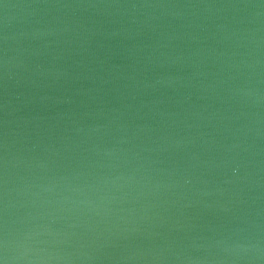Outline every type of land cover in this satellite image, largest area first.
I'll list each match as a JSON object with an SVG mask.
<instances>
[{"label":"water","instance_id":"water-1","mask_svg":"<svg viewBox=\"0 0 264 264\" xmlns=\"http://www.w3.org/2000/svg\"><path fill=\"white\" fill-rule=\"evenodd\" d=\"M0 262L264 264V0H0Z\"/></svg>","mask_w":264,"mask_h":264},{"label":"clouds","instance_id":"clouds-1","mask_svg":"<svg viewBox=\"0 0 264 264\" xmlns=\"http://www.w3.org/2000/svg\"><path fill=\"white\" fill-rule=\"evenodd\" d=\"M0 264H3V262H0Z\"/></svg>","mask_w":264,"mask_h":264}]
</instances>
